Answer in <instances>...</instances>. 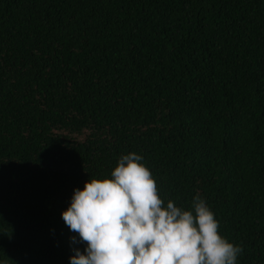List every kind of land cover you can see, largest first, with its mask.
<instances>
[{
  "label": "trees",
  "instance_id": "16d2710c",
  "mask_svg": "<svg viewBox=\"0 0 264 264\" xmlns=\"http://www.w3.org/2000/svg\"><path fill=\"white\" fill-rule=\"evenodd\" d=\"M130 152L264 264V0H0V264H70L62 212Z\"/></svg>",
  "mask_w": 264,
  "mask_h": 264
},
{
  "label": "clouds",
  "instance_id": "9594fccd",
  "mask_svg": "<svg viewBox=\"0 0 264 264\" xmlns=\"http://www.w3.org/2000/svg\"><path fill=\"white\" fill-rule=\"evenodd\" d=\"M142 160L122 155L110 177L74 190L61 215L86 247L70 264H237L242 248L220 234L206 201L197 194L187 210L165 204Z\"/></svg>",
  "mask_w": 264,
  "mask_h": 264
}]
</instances>
